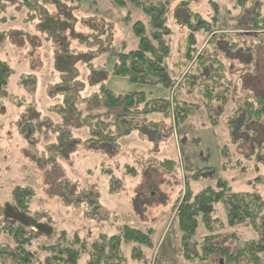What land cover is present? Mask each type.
<instances>
[{"label": "rangeland", "instance_id": "374dc122", "mask_svg": "<svg viewBox=\"0 0 264 264\" xmlns=\"http://www.w3.org/2000/svg\"><path fill=\"white\" fill-rule=\"evenodd\" d=\"M42 1L28 0L40 5L35 21L28 28L23 17L31 12L14 11L15 3L4 12L2 9L8 2L0 3V17L17 15V19L10 21L13 31L7 38L11 45L2 37L4 33L0 34V60L19 73H34L37 77L35 101L32 109L28 107L26 116L24 109L14 108L8 99L0 101V214L11 206L15 188H29L33 192L30 215L49 225L55 234L41 235L38 245L49 244L59 236L58 232L64 231L70 238L77 234L89 248L100 234L120 235L121 227L126 225L149 230L148 244L122 245L126 254L123 252L124 259L116 264H218L216 255L204 262L185 257L182 232L174 216L179 199L186 193L194 197L207 187H216L218 181L226 183L231 191L264 197V162L255 154L247 157L251 142L257 144L262 135H257L256 127L230 133V128H243L239 119L234 118L238 103L244 97L241 91H253L264 98V45L257 47L253 43L257 37L254 34L255 37H247L251 52L238 43L234 52L228 53V39H223L222 33L228 34L231 21L238 14L236 0H192L193 12L204 20L214 13L220 22L216 20L212 26L223 28L215 36L197 32L193 45L182 21L177 25L174 20L175 16L183 18L184 14L174 15L176 2L170 4L167 15L170 56L166 61L168 77L174 83L170 89L132 84L111 74L116 55L138 46L126 16L140 17L146 25L145 18L128 0H122L123 8L117 7L113 0ZM213 3L217 5L214 11ZM242 14L258 15L252 9H244ZM20 26L27 34L19 36ZM212 26L209 29H214ZM0 30L6 31L7 26ZM20 39L24 44L15 47ZM190 44L197 55L203 53L195 65L197 55L192 62L187 59ZM87 60L92 68L98 69L92 73L91 80L90 77L87 80L88 76L84 78L89 73ZM213 63L225 68V74L219 71L215 76L228 83L221 89L230 88L229 98L221 104L217 100L209 101L204 96L206 87L199 85L202 78L208 77L204 70L208 73L207 66ZM66 66L72 67L80 78L78 81L84 83L73 102L83 114L101 112L82 101L100 87V82L90 87L93 78L100 79L116 94H144L147 98L169 101L170 107L173 103H185L193 113L177 124L163 111L140 116L133 121L136 129L119 141L118 153H114L113 147L105 149L109 152L106 155L91 153L83 141L77 143L75 111L62 96L50 93L62 81ZM191 66L194 67L177 87ZM208 86L214 97L218 90L211 83ZM9 91L24 92L14 82ZM35 117L41 120L44 137L38 132L31 137L28 131H22L25 122H33ZM54 125L58 128L52 133ZM61 134L65 137L58 146L57 138ZM86 135L82 133L81 137L86 139ZM224 146L228 147L230 157H222ZM219 216L223 214L220 212ZM232 231L237 235L243 232V239L250 236L249 231L239 227ZM201 235L203 232L199 230L196 239ZM188 247L192 254V243ZM80 262L86 264V258L82 256Z\"/></svg>", "mask_w": 264, "mask_h": 264}, {"label": "trees", "instance_id": "16d2710c", "mask_svg": "<svg viewBox=\"0 0 264 264\" xmlns=\"http://www.w3.org/2000/svg\"><path fill=\"white\" fill-rule=\"evenodd\" d=\"M18 1L14 0L11 3L7 0H0V3L8 2L10 4H6L2 10L4 12L7 11V7L15 3L14 11L18 9L20 12L22 10L31 12V14L23 17L24 25L28 28L29 24L35 21L40 5L29 3L28 0H20L19 3ZM39 1L42 0H37V2ZM128 1L129 4L134 5L135 11L140 12L145 18L146 25L141 21L140 17L137 19V17H130L129 14L126 16L128 23L131 24V30L138 41V46L132 50L121 51L116 55L111 74L118 78L127 79L132 84L149 87L162 86L167 89L172 88L174 84L170 82L166 70V61L170 56L168 37L171 32L169 28L170 18L168 16L171 3L176 2L174 15L182 12L184 16H188L187 18L175 16L174 20H176L177 25H180V21H182L181 25L187 30L189 43L192 45L197 32L214 34L215 36V33L217 35V32H222L223 29L218 25L212 26L216 20L219 21L217 16H214V13L210 18L204 20L197 12H193L190 6L192 5V0ZM42 2L59 3L60 0H43ZM113 2L117 7L123 8L125 6L122 0H113ZM216 6L213 3L211 9L214 11ZM236 7L239 11L231 21L228 34L222 33L225 36L223 39H228L227 52H234L233 49H236L238 43L244 44L245 51L251 52L247 37H255V34L257 37L253 38L255 39L253 43L257 47L264 45V0H236ZM244 9H252L258 15L256 17L243 15ZM15 19H17V15L8 18L6 16L0 17V28L7 26L6 31L0 30V34L4 33L2 37H5L6 43L9 41L7 37H10L13 31L10 21ZM211 26L214 29H209ZM34 28L37 30L38 25H35ZM19 30V36L27 34L24 33L21 26ZM252 31H258V33H253ZM20 44H24L22 39L16 43L15 47ZM192 45L189 46V53L187 54V59L190 62L197 55V50ZM202 56L203 53H199L193 64L195 65L196 61L201 59ZM78 58L79 60L81 59L79 56ZM211 60L214 61L213 59ZM89 61H85L89 72L84 77L88 76L87 80L89 77L91 80L92 73L94 74L98 70L92 68V64H88ZM193 67L189 68L177 87L184 81ZM207 67L210 71L207 73L205 69L204 73L208 77L206 80L202 78L199 85L203 84L206 87L204 96L209 101L217 100V103L221 104V102L229 98L227 91L228 89L230 91V88L228 86V88L221 89L223 84L228 85V83L223 82L222 78L215 76L219 71L225 74V68H223V65H218V63H213ZM65 68L66 71L63 72L62 81L50 93L62 96L63 100L69 103L68 107L75 111L77 114L76 120L78 118L77 143L83 141L91 153L106 155L109 153L105 150L108 147H113L114 153H118L121 148L119 141L129 136L136 129L133 121H137L140 116H150L153 113L163 111L165 115L172 116L177 124L193 113L185 103L182 105L173 103L170 107L169 101L147 98L144 94H116L105 87L100 79L96 80L93 78L92 82H90V87L98 82H100V87L91 95H88L86 100L82 101H86V104H89L95 110L100 109L101 112L92 115L83 114L75 108L73 102L78 98V93L83 90L84 83L78 81L80 78L72 67L66 66ZM12 82L24 92L22 94L10 93L9 86ZM210 83L218 90L215 92L214 97L210 93L211 90H209L211 85H208ZM36 84L37 77L34 73H19L9 63L0 60V101L8 99L14 108L18 110L24 109V116L29 113V108L32 109L34 104L33 97ZM73 85L76 86L73 87ZM58 87L62 89H58ZM241 93L244 97L238 103L234 118L239 119L238 123L243 128L237 127L235 130L230 128V133L234 131L243 132L247 128L248 130H253V127H256L257 135L261 134L262 137L257 144L251 142L252 148L247 157L255 154L257 159L259 158L264 162V98L253 91L248 93L242 90ZM55 107H58V105ZM62 111H65V109L62 108ZM66 120L68 121L69 119ZM40 123L41 120L35 117L33 122H25V125L22 126V131H28L31 137L36 132L41 133L44 137ZM56 128L58 127L55 125L52 127V133ZM52 133H47V136L50 137ZM82 133L87 134L86 139L81 137ZM255 135L253 133V136ZM64 137L65 134H61L57 138L56 144L58 146L63 142ZM56 144L52 146H56ZM221 155L223 158L230 157L228 147L224 146L222 148ZM105 174L107 176V172ZM32 197L33 192L29 188L17 187L12 193L11 206L31 216L30 205ZM178 203L174 219H177L182 232L181 242L184 247L185 257H193L200 262H204L210 256L216 255L219 257L218 264L220 261H222V264H264V197L247 192L231 191L226 183L218 181L216 187H207L194 197H188L186 193L179 199ZM220 212L223 217L219 216ZM2 218L3 214H0V264H81L82 256L86 258V264H116L124 259L122 245H147L150 233L149 230L142 231L124 225L120 229V235L108 236L100 234L87 248L85 242L79 239L77 234L70 238L67 233L61 231L58 232L59 236L49 244L38 245L37 240L40 235L33 234L34 232L18 224L12 225L4 222ZM235 227L249 231L250 236L247 239H243V232L237 235L236 232L232 231ZM199 230L203 232V235L197 240L196 234ZM52 235L55 234L52 233ZM189 243H192V254H189ZM197 248L199 252L196 251ZM134 251L135 248H133L132 252Z\"/></svg>", "mask_w": 264, "mask_h": 264}, {"label": "water", "instance_id": "95a60500", "mask_svg": "<svg viewBox=\"0 0 264 264\" xmlns=\"http://www.w3.org/2000/svg\"><path fill=\"white\" fill-rule=\"evenodd\" d=\"M3 221L12 225L18 224L21 227L28 228L40 236H50L53 233L49 225L38 222L37 219L16 210L12 206L5 208Z\"/></svg>", "mask_w": 264, "mask_h": 264}, {"label": "crops", "instance_id": "0c3cea01", "mask_svg": "<svg viewBox=\"0 0 264 264\" xmlns=\"http://www.w3.org/2000/svg\"><path fill=\"white\" fill-rule=\"evenodd\" d=\"M106 235V234H105ZM109 236V235H108ZM125 254H126V252L125 251H123ZM124 253H123V255H124Z\"/></svg>", "mask_w": 264, "mask_h": 264}, {"label": "flooded vegetation", "instance_id": "af4514ba", "mask_svg": "<svg viewBox=\"0 0 264 264\" xmlns=\"http://www.w3.org/2000/svg\"><path fill=\"white\" fill-rule=\"evenodd\" d=\"M220 264H222V261L221 262H219Z\"/></svg>", "mask_w": 264, "mask_h": 264}]
</instances>
